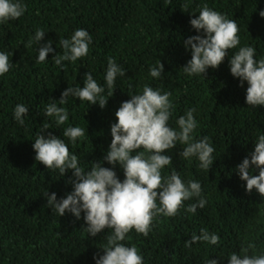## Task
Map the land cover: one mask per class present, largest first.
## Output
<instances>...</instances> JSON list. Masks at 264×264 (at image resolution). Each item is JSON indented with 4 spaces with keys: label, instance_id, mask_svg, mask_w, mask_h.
Here are the masks:
<instances>
[{
    "label": "trees",
    "instance_id": "16d2710c",
    "mask_svg": "<svg viewBox=\"0 0 264 264\" xmlns=\"http://www.w3.org/2000/svg\"><path fill=\"white\" fill-rule=\"evenodd\" d=\"M27 11L16 20L0 23V52L9 55L11 70L0 76V264H96L112 230L97 236L88 235L81 213L77 220L66 212L60 217L47 205V196L56 193L57 200L66 197L73 187L67 181L72 173L60 176L35 160L33 143L47 124L49 132L63 139L72 154L77 155L85 170L92 161L103 160L112 140L111 125L115 112L131 94H142L148 85L169 92L174 105L168 121L179 131L177 120L194 108L198 127L195 140L208 137L214 147V162L209 172L199 167V160L179 155L186 145L177 146L164 154L172 164L162 170L169 176L175 170L187 183L198 181L205 207L195 214L186 208L197 198L185 201L175 217L158 216L148 236L133 229L123 243L135 246L144 264H206L209 259L229 264L232 253L249 256L264 255V197L255 189L246 191V181L236 172L254 151L260 135H264V106L246 103L245 81L230 72V58L240 47L255 49V59L264 58V0H21ZM204 4L235 20L239 27L240 44L229 50L228 56L216 69L209 68L205 77L188 76L183 68L191 59L184 41L203 35L192 28ZM37 29H43L40 44L52 41L53 52L43 63H37V43L25 47ZM77 29H85L92 37L89 53L75 63L55 64L53 56L62 54L60 39H70ZM125 70L118 76L114 93L105 108L98 104L69 96L59 104L68 87H83L84 74L91 72L98 84L105 82L108 58ZM161 61L164 72L153 78L149 72ZM55 102L68 111V121L57 125L55 117L44 115L48 104ZM17 104L28 107L24 125L14 118ZM68 127H81L84 138L73 144L63 132ZM143 149H141L142 151ZM135 154V153H134ZM103 167L112 168L104 161ZM118 178L123 181V169L117 164ZM259 170H253L258 175ZM157 203H159L157 201ZM201 228L220 237L218 245L197 242L186 247L185 242Z\"/></svg>",
    "mask_w": 264,
    "mask_h": 264
},
{
    "label": "clouds",
    "instance_id": "9594fccd",
    "mask_svg": "<svg viewBox=\"0 0 264 264\" xmlns=\"http://www.w3.org/2000/svg\"><path fill=\"white\" fill-rule=\"evenodd\" d=\"M26 11L27 7L21 0H0V23L16 20ZM259 15L264 18V10ZM190 24L197 33L202 32L203 35L191 36L184 41L185 48L190 47L191 59L182 68L188 76L205 77L209 68H218L228 56L229 50L240 44L239 27L235 20L228 19L207 4L203 5L196 18L190 20ZM44 35L43 29H37L34 37L25 45L31 47L34 42L39 45L37 63L45 62L48 54L54 51L51 40L40 44ZM91 43L92 37L87 30H75L70 39L59 40L63 53L53 56L55 64L63 68L62 61L75 63L86 57ZM254 57L253 47H240L231 56L229 63L231 75L239 78L240 86L243 87L245 81L248 84L247 105L257 107L264 106V58L257 61ZM12 66L9 55L0 52V76L8 73ZM163 72L164 65L159 61L158 66L152 67L149 74L158 79ZM125 75V70L109 57L105 76L107 97L104 95L105 88L88 71L84 74V86L68 87L62 92L59 104H66L68 97L72 96L90 105L98 104L103 109L114 93L116 78ZM129 95L131 98L122 102L115 112L116 123L111 125L112 140L109 150L103 160L92 161L88 170L80 166L77 155L70 152L63 139L51 132L47 136L43 134L49 129L47 124L33 143L38 163L43 164L46 169L58 170L60 176H65L69 170L72 173L67 182L72 185L73 190L59 200L56 193L49 195L47 192L48 207L60 217L69 212L77 220L83 212L87 225L85 230L92 237L105 229L112 230L102 248L104 254L94 257L96 264H144L137 248L123 243L130 231L134 229L137 234L147 237L158 216L179 215L180 209L185 207L184 202L193 198H197V203L186 208L189 213L195 214L198 207L203 208L207 203L198 181L190 180L185 183L175 170L167 177L162 175V170L172 164V157L164 153L174 149L177 143L186 145L179 153L180 156L188 160L198 158L199 167L209 172L214 162L212 154L215 149L206 136L198 141L194 139L193 133L198 127L193 115L195 109H189L178 118L177 131L168 124L174 108L170 100L171 93H161L160 89L145 85L142 94ZM28 112V107L17 104L14 109L15 120L24 125ZM44 115L55 117L57 125H63L69 119L67 109L58 107L55 102L47 105ZM63 136L75 144L78 138H84L85 130L81 127H68ZM104 161L112 165V168L103 167ZM117 164L123 169V181L114 171ZM236 169L239 178L246 181V191L251 193L255 189L264 197V135L259 136L250 159L244 158ZM257 169L258 175L253 174V170ZM219 241L217 234L201 228L200 234L193 233L185 246L191 247L197 242L218 245ZM254 248L255 245L250 243L247 248L242 249L244 255L232 253L229 264H264V255L247 254L249 249ZM206 264L218 262L209 259Z\"/></svg>",
    "mask_w": 264,
    "mask_h": 264
}]
</instances>
